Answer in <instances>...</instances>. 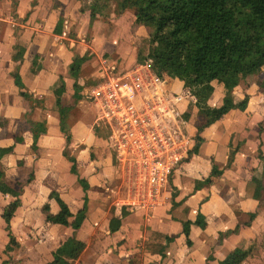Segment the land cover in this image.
<instances>
[{"label": "crops", "instance_id": "obj_1", "mask_svg": "<svg viewBox=\"0 0 264 264\" xmlns=\"http://www.w3.org/2000/svg\"><path fill=\"white\" fill-rule=\"evenodd\" d=\"M134 23L131 11L116 19L99 15L92 22L91 13L78 0H0V149L14 147L0 166L6 184L19 192L18 197L0 192V264H49L60 246L72 238L86 244L74 264H224L232 253L249 248L255 250L254 255L243 264H264V162L260 156L264 90L257 76L243 79L247 84L243 96H249L247 109L230 111L201 134L203 142L197 152L189 161L186 155L156 207L151 208L148 200L136 197L126 202L121 196L124 173L116 161L125 164L127 160L119 156L110 138L96 132L95 113L74 121L69 112L72 140L68 147L55 90L66 88L64 105L73 99L76 81L70 76V66L76 56H89L78 79L84 96L94 88L84 90L85 83L100 80L106 69L129 71L139 65V48L149 32ZM18 52H22L21 59L16 58ZM15 74L21 77L30 101L20 95ZM164 81L154 100L162 111L171 114L174 94L182 98L172 106L179 109L178 115L196 103L182 81L167 76ZM213 86L215 93L208 104L215 108L221 106L225 90L217 82ZM244 98L236 95V103ZM43 121L47 132L36 143L34 125ZM201 121L195 107L191 119L182 122L185 133L180 131V138L188 153L197 146V122ZM66 148L77 161L78 174L64 156ZM214 166L222 174L212 185L196 190L197 183L211 177ZM254 177L261 179L263 201L255 198ZM80 179L87 181L88 191ZM52 193L70 209L71 223L86 208L80 229L47 222L46 205L51 215L61 211ZM15 202L19 207L8 230L4 214ZM199 215L206 227L193 224L188 244L183 222L195 223ZM114 217L121 219L122 226L111 233ZM147 229L173 238L163 254L144 251ZM10 236L16 247L10 248Z\"/></svg>", "mask_w": 264, "mask_h": 264}, {"label": "trees", "instance_id": "obj_2", "mask_svg": "<svg viewBox=\"0 0 264 264\" xmlns=\"http://www.w3.org/2000/svg\"><path fill=\"white\" fill-rule=\"evenodd\" d=\"M119 9L121 14L127 11L133 12L135 27L151 29L148 47L141 46L139 48L138 63L141 65L151 63L153 73L160 78L183 72V75L178 79L184 83V87L196 100L195 104L188 106L182 116L184 121H189L193 109L196 107L202 119L197 126V146L189 153L187 159L189 161L203 142L201 134L206 129L222 120L234 109L241 111L247 109L248 96L239 103H236L235 100V90L241 79H252L263 73L260 87L264 90V0H119ZM86 10L91 13L92 22L97 16L102 15V7L98 5H93L89 10ZM21 57L22 52H18L16 58L21 59ZM104 57L106 58V56ZM88 60V55L76 56L70 66V76L76 81L73 97L76 104L83 98L88 99L87 95L82 94V87L78 84L82 67ZM103 78L93 82L92 87H95ZM14 79L16 86L21 91L20 95L30 101L32 97L25 91L21 77L15 74ZM214 82L224 87L225 96L221 106L212 108L208 103L215 93ZM65 91L66 88L61 86L54 93L61 119V128L66 135L69 147L72 137L68 130L67 117L72 107L63 103ZM46 132V122L34 125L35 142L37 143ZM17 141L21 142L20 139ZM263 149L264 147H262L260 156L264 162ZM13 152L14 147L0 149V160ZM64 156L74 164L72 172L78 174L77 161L71 156L68 148L64 151ZM221 174L222 172L214 166L211 177L202 183H197L196 190L212 185L214 178ZM253 181L257 185L255 198L263 201L261 179L254 177ZM79 182L85 191L89 190L86 180L80 179ZM0 192L4 195L19 196V192L6 184L1 166ZM51 198L58 202L61 211L58 215H51L49 206L46 205L44 212L47 215V222L73 227L75 230L80 229L86 219V208L81 210L74 222L71 223L70 219L73 215L60 196L52 193ZM18 207L19 202H15L7 208L4 214L8 230H10L11 219ZM126 215V211L123 210L122 216ZM251 218L254 219L255 215H252ZM193 224L201 228L206 227L202 215L198 216L195 223L183 222L184 235L188 239V244H191L189 236ZM121 226L120 218H112L110 232L115 233ZM146 239L144 251L150 255L163 254L166 245L173 241V238L151 229L146 230ZM11 246H17L16 240L12 236H10V248ZM85 249L84 242L74 238L69 239L54 253V259L49 264H74L80 259ZM254 252L255 250L249 248L247 251L232 253L224 264H243L254 255Z\"/></svg>", "mask_w": 264, "mask_h": 264}, {"label": "built area", "instance_id": "obj_3", "mask_svg": "<svg viewBox=\"0 0 264 264\" xmlns=\"http://www.w3.org/2000/svg\"><path fill=\"white\" fill-rule=\"evenodd\" d=\"M164 85V79L147 63L129 71L106 69L104 78L87 94L97 107L96 126L111 129L110 139L119 156L138 168L151 208L167 192L189 154L185 142L178 140L160 117L168 111H162L154 101ZM173 98L171 105L182 100L176 94Z\"/></svg>", "mask_w": 264, "mask_h": 264}, {"label": "rangeland", "instance_id": "obj_4", "mask_svg": "<svg viewBox=\"0 0 264 264\" xmlns=\"http://www.w3.org/2000/svg\"><path fill=\"white\" fill-rule=\"evenodd\" d=\"M78 1L80 2V5H82V9L84 8V10H86V9L89 10L90 7H92L93 5L101 6L102 7V16H104L105 18L116 19L121 14V10L119 9V0H78ZM148 32L150 34L151 29H148ZM148 40H149V38L147 37L145 39V41L141 42L142 46H144V48L148 47ZM149 64H151V63H149ZM182 75H183V72H177V73L171 74L170 76L172 79L176 80V79L180 78ZM170 76H167V77H170ZM257 77H258L257 80L262 79L263 73H260ZM92 85H93L92 80L86 82L84 90L86 88H90ZM258 86L260 87L261 84L258 83ZM246 89H247V84H246V82L244 83L243 79H241L239 82V86L235 90L236 95L242 96V98H244L243 94H244V91ZM260 89H261V87H260ZM31 105H34V104L31 103ZM67 106L72 107L70 115H71V118H74V121L80 120L81 118H83L86 115V113H89V114L95 113L97 115V107H96L95 103L93 102V100H89L87 98L86 99L83 98V100L77 104L74 101V99H72V100H70V102ZM172 106H174V104L171 105V108H170V111H172L171 112L172 116H169L168 115L169 112H168L165 114V116L160 114V117L162 119H164V123H165V125H168V129L170 130V132L173 133L174 136L176 138H178V140H180V137L182 136L180 131H183V133H185V128H183V124H182L183 113H182V115L181 114L178 115L179 109H177L174 112L172 109ZM200 123L201 122H199V123L197 122L198 125ZM67 124H69V123H67ZM94 129L97 132H99V134H101V136L105 137L106 139H107V137L110 138V136L112 134L111 129H109V128H105V127L98 128L95 125ZM116 158H117V154H116ZM116 164L119 167H121V165H122V172L124 173L123 174L124 182H122V180H121V186H122L121 187L122 188L121 193H124V194H121V196L125 197L123 199L126 200V202H129L130 200L135 201L136 197L138 198V201L147 200L148 196L146 194V187H145L146 185L141 184L139 181L138 168L134 164L130 165L129 162H126L125 164H123V163L121 164V162L118 159L116 161ZM238 252H240V251H238Z\"/></svg>", "mask_w": 264, "mask_h": 264}]
</instances>
